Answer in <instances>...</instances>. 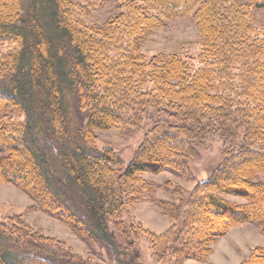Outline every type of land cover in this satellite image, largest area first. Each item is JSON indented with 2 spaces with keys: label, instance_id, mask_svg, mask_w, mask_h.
<instances>
[{
  "label": "trees",
  "instance_id": "16d2710c",
  "mask_svg": "<svg viewBox=\"0 0 264 264\" xmlns=\"http://www.w3.org/2000/svg\"><path fill=\"white\" fill-rule=\"evenodd\" d=\"M118 1V12L92 25L80 18L89 0H0V43L15 47L0 53V184L29 195L96 260L108 254L114 264H141L137 241L145 234L168 264L204 262L231 227L255 223L264 233V181L255 182L264 178V151L244 147L264 140V29L252 26L264 0ZM192 13L203 34L198 65L178 54L141 56L148 34ZM72 98L85 124L75 126ZM148 110L166 117L125 168L113 150H95L96 132L139 121ZM206 130L232 146L198 183L184 223L159 235L138 223L127 227L128 208L151 197L141 176L177 166ZM180 208L169 203V216ZM0 264L94 263L24 222L0 221ZM239 264H264V247Z\"/></svg>",
  "mask_w": 264,
  "mask_h": 264
},
{
  "label": "rangeland",
  "instance_id": "374dc122",
  "mask_svg": "<svg viewBox=\"0 0 264 264\" xmlns=\"http://www.w3.org/2000/svg\"><path fill=\"white\" fill-rule=\"evenodd\" d=\"M72 1L81 5L88 0ZM89 1L94 3H90L88 12L80 17L85 24L101 25L110 16L118 12L120 2L118 0ZM193 14L189 17L168 21L164 27L148 34L140 42L141 56L150 61L156 56L178 54L183 58L191 59L194 64L198 65L203 50V34L196 24ZM252 26L257 31L264 29V9L255 11ZM13 47L8 43H0V53L12 52V49L15 48ZM68 102L69 107L75 109L73 112L75 126L85 124L87 119L84 112L78 110L77 105H75V98L70 99ZM163 115L148 110L144 118L139 121L136 120L130 122V124H124L107 131L96 132L95 150H113L122 159L123 168H125L134 158L139 147L146 139L145 137L154 128L157 121L163 118ZM164 117L166 116L164 115ZM231 146L232 144L225 143L214 131L206 130L205 134L199 133L196 139L192 140L193 149L178 156L180 160L177 166L159 174H143L141 178L151 184L152 192L148 193L151 197L132 208H128L123 216L127 227H130L133 223H138L144 229L159 235L165 233L173 225L180 224L181 226L185 220L184 215L188 209V201L191 199L198 183L212 175L227 157V152L231 149ZM240 146V141L234 145L236 148ZM244 147L264 151V140L259 143H248ZM3 156V154H0V159ZM259 181L263 182L264 178H256L255 182ZM74 197V203L77 207L83 208L84 200L81 195L78 194L77 196V193H74ZM220 197L238 205L246 203L244 199L234 196L220 195ZM169 203L183 206V208H180V212H177V215L175 214V219L169 216ZM33 204V199L13 184H0V221L4 223L24 222L35 232L63 243L73 254L85 261L92 260L94 264H114L108 261V254L106 255L107 259L96 260V254H92L93 250L90 246L74 236L67 226L49 218L35 208ZM218 225L219 220L210 226L216 227ZM112 231L115 232L116 230ZM137 246L140 251L141 264H168L166 261L154 256L147 235L144 234L139 237ZM257 247H264L262 228L255 223H244L231 227L223 237L217 240L204 262L188 260L183 264H239ZM95 251L99 252L98 249H95Z\"/></svg>",
  "mask_w": 264,
  "mask_h": 264
}]
</instances>
